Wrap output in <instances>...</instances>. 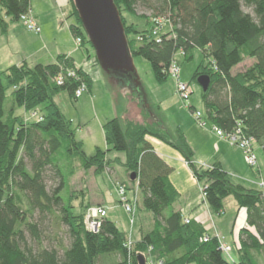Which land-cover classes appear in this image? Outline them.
Wrapping results in <instances>:
<instances>
[{
  "label": "trees",
  "instance_id": "16d2710c",
  "mask_svg": "<svg viewBox=\"0 0 264 264\" xmlns=\"http://www.w3.org/2000/svg\"><path fill=\"white\" fill-rule=\"evenodd\" d=\"M113 2L120 12L131 55L150 63L159 84L168 80L178 53L187 60L192 59L195 49L203 53L208 64L199 66L193 81L210 77L209 89L202 93L207 118L229 136L252 140L264 155V0ZM71 6L69 18L78 21L70 27L72 35L82 38V48L88 46L95 52L74 0ZM30 10L31 0H0L2 33ZM139 10L149 13V29L142 32L128 24L123 15H136ZM158 21L163 23L158 25ZM248 61L253 63L235 73ZM69 70L76 77L69 76ZM116 76L131 81L122 74ZM60 77L64 78L61 86L57 85ZM82 83L91 90V75L66 56L50 65L23 64L0 70V264H139V256L146 263L151 260L156 264L264 261V193L234 184L218 164L197 169L192 163L194 152L183 135L172 141L159 125L113 119L103 125L108 150L97 149L94 156L86 155L71 123L54 104L61 92L75 99ZM44 103L48 107L42 120L28 122L16 115L18 109L31 112ZM194 110L190 107L192 114ZM148 137L160 139L181 153L196 180L204 184V200L213 212L224 213L229 197L239 209L246 210V225L239 234V261L227 260L219 238L211 237L200 223L186 224L175 210L179 193L170 180L174 170L157 154ZM62 151L65 160H76L85 172L94 170L100 175L115 163L135 174V181L131 174L129 183L139 189L141 208L154 216V229L144 232L131 247L129 236L108 218L101 221L98 233L87 230L85 217L90 206L83 205L80 213L75 212L76 196L66 191L70 184L56 159ZM109 151L126 152V163L108 161ZM77 168L72 167L69 179ZM123 185L130 190L128 183ZM53 209H58L57 220L66 229L67 242L59 240L56 247L45 248L39 223L33 220L37 212L52 214Z\"/></svg>",
  "mask_w": 264,
  "mask_h": 264
},
{
  "label": "rangeland",
  "instance_id": "374dc122",
  "mask_svg": "<svg viewBox=\"0 0 264 264\" xmlns=\"http://www.w3.org/2000/svg\"><path fill=\"white\" fill-rule=\"evenodd\" d=\"M44 2L45 0H31V6H33V8H36L37 5L44 4ZM65 13L66 15H69L67 11ZM123 15L126 18L128 24L134 25L137 31L142 32L149 29L147 21L149 19V13L139 10L137 11L136 15H131L127 12H123ZM67 21L71 25L78 24L76 17L68 18ZM74 42L76 45L75 37ZM76 48H78L77 45ZM87 50L90 53V57L87 55ZM79 53H81L82 63H85L89 66L91 76L93 77L92 95H90V90L88 89L87 92L83 93L80 99L76 100L70 97L68 92H61L54 98V104L63 114L65 119L71 123V129L76 131V140L83 143V140L87 138V131H89V133H91L92 135L97 134L98 128L101 130L100 121L106 116H111V112L113 109L112 107L115 108L116 106L112 105L111 100L106 96V94L104 95L105 84L109 83L110 78L109 75L105 74V72L102 71L99 65H95V52L92 51L91 47L87 46L86 49L79 51ZM191 55V60H187L182 53H178L176 55V60L180 68V82L182 84H190V91L192 92L190 100L187 103H184L183 99H181V94L178 92L177 81L173 76H169L168 80L165 83L159 84L155 79L150 63L141 57L133 58L139 81L143 84L145 93L147 94L149 99H168L167 105H164V108L167 110V112H161L156 108L153 110L158 113L159 117L166 125L170 133L169 136L171 135L170 138L172 141L177 137L176 128L180 123L183 130H189V123L185 113H187L194 120V122L200 127V129L203 128L196 122L195 117L191 113L189 107H194L202 114L203 119L207 123L208 130L213 129V124L206 116L205 106L202 98V88L197 82L193 81V76L199 66L203 62L208 64V60L205 59L203 53L197 49L193 50ZM247 66L248 64L239 66V68L235 70V73L243 71ZM119 97L120 98L118 99V103H124L125 100L123 96ZM135 97L139 98L138 95H136ZM128 98H131V95H128ZM95 99L96 104L94 107L92 100L95 101ZM47 107L48 103H44L31 112H25L24 109H18L16 115L24 116L28 122H35L42 119V116L47 112ZM109 118H111L110 120H113L112 117ZM87 123H89L88 130L85 129L84 131H82ZM187 134H190L189 131ZM148 138L150 139L154 137ZM103 139L104 136L100 132L99 136L95 135L92 141H86L85 143H83L85 144V146L83 147V151L86 153V155L94 156L96 153V146L98 145V142H103ZM165 144L169 145L167 143ZM254 149L255 151H258L260 149V146L256 144L254 146ZM239 150H241V153L244 154L243 156H245L244 151L242 149ZM63 153L64 151H62V153H58L56 159L58 160L59 165L62 167V170L67 176L68 182L70 184L66 191L68 193L72 192L76 196V198H74L73 200V205H75L76 207L75 212L80 213L82 211L81 208L83 205H89V209L103 207L107 211L106 218H108L112 222H115L118 228L129 236V241L131 242L139 241L141 235L144 232H148L154 229L156 220L151 213L141 208V205L139 204L141 200L139 189L129 183V179L132 173L128 172L124 166L114 163L110 168H107L104 173L93 176L94 170L85 172L76 160H65L67 158L63 157ZM207 154L208 149L207 147H205V149L202 150L198 154V156L205 157V155ZM106 159L108 161L119 159L121 163H126L127 154L126 152L109 151L106 154ZM194 159L195 157L193 156L192 161ZM168 162L174 169L173 173L170 176V179L172 182H175L174 186L181 193L176 200L175 206L178 208H182L184 215L188 216H191L190 214L192 213L194 208L205 211L206 205L203 201L204 184L202 182H198L195 177L191 176L195 187L192 190V185L183 187V184H180L179 181H177V177L180 175V172L176 169L172 161L169 160ZM76 165L78 167L76 170V174L71 177V179H69V173L71 172L72 167H75ZM247 165L249 167V170H252L256 175L258 174V165L254 166L248 163ZM195 167L197 169H201L198 165ZM113 169L115 170V173H113ZM234 176L229 174L230 180L234 184L242 185L243 187L248 188L247 183L238 181V179H236ZM121 182L128 183L130 190H127V196L130 199L133 198L135 192L138 196L137 199H135V201H137V203L135 204L137 208L136 216H134V213H129L123 203H120L119 201L117 190H119L120 186L123 185ZM253 183L257 186V189L261 190V192L264 193L263 179H260V181H253ZM51 187L54 188L57 187V185H51ZM97 187L101 191L100 196L98 194ZM61 194L63 195L64 192L62 191ZM98 199H100L101 202L104 203L105 207L98 206ZM227 201L234 202L235 200L233 197H229L225 200L224 203L228 213L225 214L226 217L221 220L220 224L229 234L235 219V215H233V212H231L233 210H230V207H227ZM89 209L86 210V216ZM57 210L58 209H53L52 214H41L37 212L34 216L33 222L39 223L38 225L42 233V246L45 248L56 247L59 240L67 242L66 229L65 227L61 226L57 220V217L59 216V212ZM212 213V215L216 216L215 212L212 211ZM224 257L230 261V258L226 254H224ZM260 262L261 264H264L262 258H260ZM154 264L156 263L154 262Z\"/></svg>",
  "mask_w": 264,
  "mask_h": 264
},
{
  "label": "crops",
  "instance_id": "0c3cea01",
  "mask_svg": "<svg viewBox=\"0 0 264 264\" xmlns=\"http://www.w3.org/2000/svg\"><path fill=\"white\" fill-rule=\"evenodd\" d=\"M31 11L35 16L37 23L41 27V34L35 35L28 32L19 22L11 23L8 28V32L5 34L2 33L0 29V70L4 71L13 66H21L23 64H27L30 67H34L36 65H50L56 63L58 57L66 56L67 58L72 59L78 67L84 68V70L91 75L89 66L82 63L81 53H79V51L86 49L87 47H81L79 49L76 48L74 36L72 35L70 29L71 24L67 21L69 15H66L65 12L67 11L69 14L71 13V0H45L44 4L37 5L36 8L31 6ZM87 55L90 57L88 50ZM252 63L253 61H248L246 64L249 66ZM106 84L104 95L106 94V96L111 100L112 105H115L116 107H112L111 116H106L100 121L101 130L98 128L97 131L99 134L101 132L104 139L103 142H98L96 150L101 149L104 151L108 149L102 126L111 121V118L109 117L118 119L122 123L126 121H133L138 124L159 125L163 130L170 134L158 113L153 110L156 108L161 112H167L164 105H167L168 99H149L142 84V90L145 95L144 102L142 103V101L139 98H136L135 95H131V98H128V95H124L121 91V86V90H119V87L117 86L118 83H115L114 85L113 82L109 80V83ZM89 92L90 95H92L93 85ZM119 96H123L125 100L124 103H118V99L120 98ZM92 101L95 107L96 99L95 101ZM185 114L189 123L188 131L190 134H187V130H183L180 123L176 128L177 137L173 141H178L181 135L185 137L194 152L195 159L192 163L195 166L198 165L200 168H210L213 165L218 164L228 174L233 176L235 175L234 177L238 179V181L247 183L248 189L261 192V190L256 188L257 186L253 183V181H260V179H263L264 181V157L262 155V149L260 148L258 151H255L254 149L258 160V174L256 175L252 170L248 169L249 167L246 163L245 156H243L244 154L241 153V150L232 147L228 142L218 139L212 129L208 130L207 125L206 127L200 129L194 120L187 113ZM88 125L89 123L86 124L82 131L85 129L88 130ZM98 133L95 135L99 136ZM95 135H92L89 131H87V138L83 140V143L86 141H92ZM147 140L154 147L157 154L169 165V160L174 163L176 169L180 172V175L177 177V181H179L180 184H183V187L192 185V190L195 187L192 179L194 175L189 164L182 157L181 153L171 145H166L163 141L155 137L150 139L147 138ZM84 146L85 144H83V147ZM205 147L208 149V154L205 155V157L198 156V154L204 150ZM112 171L115 173L114 169ZM93 176H96V174H93ZM121 183L125 184L124 182ZM174 183L175 182H172L173 185ZM176 190L179 194H181L177 188ZM100 193L101 191L98 188L99 196ZM203 201L205 202L204 196ZM205 205V211L193 207L194 209L190 214L191 216L184 215L182 208H178L175 205L174 207L176 211H179L183 215L185 220L202 224L211 237H217L226 246L231 247V253L227 256L230 260L239 261V234L246 225V210L239 209L236 201H227V207H230L229 209L233 210L231 212L235 215L232 228L228 234V232L225 231V228H223L220 224L221 220L226 217L225 214L228 213L226 206L224 213L221 215L216 214V216H214L212 215L213 213L210 207L206 203ZM98 206L105 207L104 203L101 202L100 199H98Z\"/></svg>",
  "mask_w": 264,
  "mask_h": 264
},
{
  "label": "water",
  "instance_id": "95a60500",
  "mask_svg": "<svg viewBox=\"0 0 264 264\" xmlns=\"http://www.w3.org/2000/svg\"><path fill=\"white\" fill-rule=\"evenodd\" d=\"M83 29L95 51L97 64L110 81L122 87L124 95H138L144 102L145 95L142 83L139 81L133 56L128 48V39L124 24L117 6L113 0H74ZM122 74L131 79H118ZM197 83L206 93L210 86V77L201 76ZM132 181L136 175L132 174ZM139 264H146L145 258L139 256Z\"/></svg>",
  "mask_w": 264,
  "mask_h": 264
},
{
  "label": "built area",
  "instance_id": "2783aa9c",
  "mask_svg": "<svg viewBox=\"0 0 264 264\" xmlns=\"http://www.w3.org/2000/svg\"><path fill=\"white\" fill-rule=\"evenodd\" d=\"M19 23L23 24V26L28 31H30L32 33L40 34L42 32L41 27L37 23V20H36L33 12L31 10L20 17ZM162 23H163V21L157 22L158 25L159 24L161 25ZM75 39H76L77 47L81 48L82 43H83L82 38L75 37ZM68 74L71 77H76V73L72 70H69ZM179 75H180V68H179V64H178L176 57H175V59L173 60V62L171 64V67H170L169 76H173L176 79L177 86H178V92L181 94L180 95L181 99H183L184 103H187L190 100L192 92L190 91L189 85L182 84L180 82ZM63 84H64V78L60 77L57 80V85L61 86ZM87 91H88L87 85L82 83L75 92V99L76 100L80 99L82 97L83 93L87 92ZM189 109H190V107H189ZM194 111L195 112L193 113V116L195 117L196 122L200 126L206 127L207 123L203 119L202 114L199 111H197L196 109ZM212 130L216 134L218 139L225 141V142H228L232 147L242 149L245 153V159H246L248 164L254 165V166L258 165L257 156H256L255 151H254V142L252 140L240 139L234 135L229 136V135L225 134L223 131H221L220 129L215 128L214 126H213ZM117 195L119 197L120 203H123V205L126 207L127 211L129 213H132V214L134 213V216H136L137 208H136L135 204L137 203V201H135V199H137V197H138L136 192H135L133 198L130 199L127 196L126 187L122 185V186H120V189L117 190ZM106 217H107V211L103 207H97V208L89 209V211L87 212L86 220H85L87 230H89L92 233H98V231L100 230V227H101V221L103 219H105ZM185 223L189 224L190 221L185 220ZM204 241L207 242V239H205ZM132 244H133V242L128 241V246L131 247ZM222 251L224 254L229 255L231 253V247H228L223 243L222 244ZM146 264H154V262H152L150 260Z\"/></svg>",
  "mask_w": 264,
  "mask_h": 264
}]
</instances>
